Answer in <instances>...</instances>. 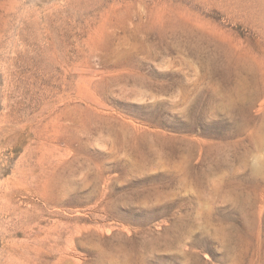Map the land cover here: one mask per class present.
<instances>
[{"label": "rangeland", "instance_id": "374dc122", "mask_svg": "<svg viewBox=\"0 0 264 264\" xmlns=\"http://www.w3.org/2000/svg\"><path fill=\"white\" fill-rule=\"evenodd\" d=\"M0 264H264V0H0Z\"/></svg>", "mask_w": 264, "mask_h": 264}]
</instances>
